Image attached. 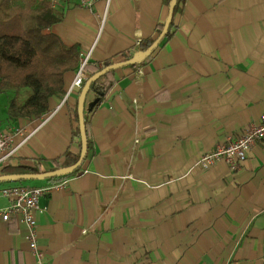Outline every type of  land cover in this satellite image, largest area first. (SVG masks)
Masks as SVG:
<instances>
[{"label": "crops", "instance_id": "obj_1", "mask_svg": "<svg viewBox=\"0 0 264 264\" xmlns=\"http://www.w3.org/2000/svg\"><path fill=\"white\" fill-rule=\"evenodd\" d=\"M55 10L63 18L46 30L77 46L79 68L122 61L137 38L155 40L168 5L99 0L89 11L65 0ZM78 68L66 72L48 113L31 120L13 161L47 171L79 156L80 89L68 94ZM110 84L98 105L94 91L86 96L88 149L78 171L39 198L43 264H264V142L237 171L194 166L264 114V0H184L148 60L97 85ZM8 204L0 195V208ZM27 231L0 215V264H37Z\"/></svg>", "mask_w": 264, "mask_h": 264}, {"label": "trees", "instance_id": "obj_2", "mask_svg": "<svg viewBox=\"0 0 264 264\" xmlns=\"http://www.w3.org/2000/svg\"><path fill=\"white\" fill-rule=\"evenodd\" d=\"M183 1L178 0L170 27ZM169 2L170 0H165L166 5ZM55 9L50 7L46 0H0V93L14 92L25 95L22 103L18 102L17 96L8 101V120H32L48 113L49 98L64 92L66 72L75 70L79 66L77 46L64 45L55 35L46 30L63 18V15ZM162 29L163 25H160L158 31ZM169 34L170 28L164 38ZM153 41H145L142 38L139 46L134 45L129 51L120 53L119 57L127 60L137 51L145 50ZM114 62V58L101 63L87 61L82 70L90 77ZM112 73L113 71L108 72L92 83L90 90L96 93L92 106L98 105L111 87L110 84L106 89L100 88L97 85L98 80L109 77ZM75 111L77 112L76 109ZM84 119L87 134L88 122L85 115ZM74 135L80 144L79 126L76 127ZM78 157L76 155L63 165L56 164L54 167L57 169L64 165H72ZM44 171L39 164L32 166L13 160L0 167V175ZM77 171L75 170L73 174ZM62 178L65 177L52 180Z\"/></svg>", "mask_w": 264, "mask_h": 264}, {"label": "built area", "instance_id": "obj_3", "mask_svg": "<svg viewBox=\"0 0 264 264\" xmlns=\"http://www.w3.org/2000/svg\"><path fill=\"white\" fill-rule=\"evenodd\" d=\"M46 1L50 7L57 8L65 0ZM97 1L99 0H75L77 6L89 11L94 10ZM106 2L108 5L110 0H106ZM106 15L105 11L100 18V30L105 24ZM140 42L141 38H137L134 45L139 46ZM85 63L86 61L82 62L78 68L68 89V94L74 89H81L88 79V75L82 70ZM30 123L31 120H26L23 124L6 126L0 122V167L13 160L18 148L32 136L34 129H29ZM17 136L20 138L19 144L14 141ZM259 142H264V114L242 132L228 136L225 142L217 144L211 151L202 154L194 166L210 169L220 164H226L231 171H237L242 168L249 150ZM66 182V178H62L46 180L37 186L12 185L0 188V195L9 200L7 206L0 208L1 218L4 221L15 218L27 227L28 248L36 255L37 264H43L41 253L37 250L36 211L39 208V198L50 193L53 189L64 186Z\"/></svg>", "mask_w": 264, "mask_h": 264}, {"label": "water", "instance_id": "obj_4", "mask_svg": "<svg viewBox=\"0 0 264 264\" xmlns=\"http://www.w3.org/2000/svg\"><path fill=\"white\" fill-rule=\"evenodd\" d=\"M178 0H170L168 4V14L165 20L162 31L159 33L157 38L145 49L142 51H137L133 54V56L127 60L114 62L100 71L96 72L92 76L88 77V79L84 82L81 87L77 100V114H78V126H79V134H80V152L77 161L68 166H64L61 168L47 170L42 173H24V174H4L0 175V183L4 182H21L22 180H52L58 177H67L71 175L75 170H77L83 160L86 157L87 149H88V141L86 135L85 128V119H84V107L85 100L90 90V87L94 81H96L102 75L114 71L116 69L124 68L126 66H130L133 64L143 63L151 53L156 49V47L163 41L166 36L173 17L174 9Z\"/></svg>", "mask_w": 264, "mask_h": 264}, {"label": "rangeland", "instance_id": "obj_5", "mask_svg": "<svg viewBox=\"0 0 264 264\" xmlns=\"http://www.w3.org/2000/svg\"><path fill=\"white\" fill-rule=\"evenodd\" d=\"M48 32V31H47ZM17 96L18 102L22 103L24 101L25 95L22 93L15 94L14 92H2L0 93V122L5 123L7 118V104L8 101ZM34 183H37L36 180H22L21 182H4L0 183V188L3 185L7 184H16V185H23V186H32Z\"/></svg>", "mask_w": 264, "mask_h": 264}]
</instances>
